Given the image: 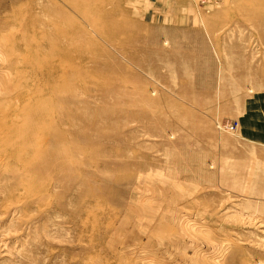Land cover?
Here are the masks:
<instances>
[{"label": "rangeland", "instance_id": "rangeland-1", "mask_svg": "<svg viewBox=\"0 0 264 264\" xmlns=\"http://www.w3.org/2000/svg\"><path fill=\"white\" fill-rule=\"evenodd\" d=\"M0 264H264V0H0Z\"/></svg>", "mask_w": 264, "mask_h": 264}]
</instances>
